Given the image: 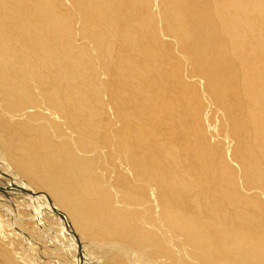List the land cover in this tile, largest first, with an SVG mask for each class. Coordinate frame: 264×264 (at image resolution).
I'll return each mask as SVG.
<instances>
[{
    "label": "bare ground",
    "instance_id": "1",
    "mask_svg": "<svg viewBox=\"0 0 264 264\" xmlns=\"http://www.w3.org/2000/svg\"><path fill=\"white\" fill-rule=\"evenodd\" d=\"M0 193V264H264V0H0Z\"/></svg>",
    "mask_w": 264,
    "mask_h": 264
},
{
    "label": "rangeland",
    "instance_id": "2",
    "mask_svg": "<svg viewBox=\"0 0 264 264\" xmlns=\"http://www.w3.org/2000/svg\"><path fill=\"white\" fill-rule=\"evenodd\" d=\"M121 19L129 20L127 15H125V13H123V17H121ZM73 23L75 26L76 21L74 20ZM175 36H176V34L171 32V31L166 32V35L163 38L164 40L162 42L165 44V46H167L168 52H174V54L176 55V57L178 58V60L180 62V68H181L182 74H186L188 72V65L184 61V59L182 58L183 54L179 51L177 45L174 43ZM79 42H84V41L80 40ZM97 72L98 71L94 68V70H92V74L91 75L89 74V78H90L91 82H93L96 86H97V84H99V82L101 80H106V78H107L103 75H100L99 77H97ZM188 78L189 79H187V83L193 85L196 88L200 87L199 84L195 83V82L202 83L201 75L198 72L189 71V77ZM95 97L97 100H101L103 98V96L99 97L98 94H96ZM103 110H104L103 111V120L105 123H107V125H109V124H110L109 126L114 125L113 128H115V129L121 125V123L118 121L117 118L114 121L111 119L112 116L109 115V106L104 105ZM199 116H200V120L202 122V125L204 127V130H205L206 134L208 135L209 139L211 141L217 142L218 146L223 151H226L227 148L231 146V143H230V140L227 138V136L229 135V129L227 127H222V125H221L222 111H221L220 107L216 104L215 101L211 100L210 98H206L205 96H203V99H201V101L199 103ZM119 123H120V125H119ZM63 133H65V131L61 132V134H63ZM108 145H110V142H108L107 144H104L102 142L101 148L105 147L109 150L110 147ZM105 148H104V150H107ZM121 149H122L121 145H116L117 151H120ZM234 164H236V163L234 162ZM105 170H106V177H108L110 174V169L108 167H105ZM26 182L29 184V186H31V188L33 190L37 191V189L32 185V183L29 180H27ZM2 195H4V194L0 193V200L6 198L5 195L4 196H2ZM0 205H1V203H0ZM2 206L7 207L4 204H2L0 206V218H1V216H3L0 220V223H2L5 220V223H3L4 227H0V237H1L2 231L4 229L6 231H9L11 229V227L13 228L12 222H10L11 220L8 218L10 216V213H8V211H5V209ZM22 209H24V208H22ZM25 212L21 211V212H19V214H21L22 217H25L27 219L32 217V215H31L32 213L26 214ZM6 213H7V215H6ZM13 224L16 225L15 223H13ZM24 224H25V226H24L25 233H27L26 228H27V230H29L31 232H34L36 229H37V231L39 230V226H38L37 222L33 219L24 221ZM29 231H28V234L32 235V233H29ZM21 238H22V236L20 237V241L18 243H15L14 247L16 248L17 253L23 254V252H24L25 254L26 253L28 254L27 258H29V259H26L27 261L29 260L28 264H31V263L54 264L56 257L53 253L46 251L43 253H39L38 255H33V254L31 255L30 254V252L33 251L34 249H36V251L42 250V249H40L41 248V241L34 242L33 245L30 246V248H26V246H24L25 243H24L23 239H21ZM35 238H36V235H32V239H35ZM16 239H19V238H16ZM4 242L7 246L11 247V245H9L10 241L8 239H6ZM29 254L31 257L29 256ZM30 258H32V259H30ZM39 258H41V259H39Z\"/></svg>",
    "mask_w": 264,
    "mask_h": 264
}]
</instances>
